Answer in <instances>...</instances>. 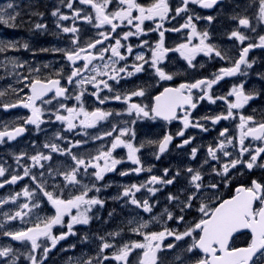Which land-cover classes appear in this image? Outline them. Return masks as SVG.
<instances>
[{"label":"snow or ice","instance_id":"1","mask_svg":"<svg viewBox=\"0 0 264 264\" xmlns=\"http://www.w3.org/2000/svg\"><path fill=\"white\" fill-rule=\"evenodd\" d=\"M73 2L74 0H67L65 4L68 9L73 10L74 15L72 17L63 14L59 9L51 13L52 16L57 17V27L63 33L72 34L71 49H41V51L63 53L65 59L69 62V73L66 78L61 74L62 70L56 73L58 78L41 79L36 77L29 80L28 77H24V80L27 81L25 86L30 89V94L18 96L15 102L3 103L0 104V107L5 111L23 107L31 111V116L25 118L23 125L0 129V144L15 140L26 131L27 125H33L36 129H40L41 124L45 122L42 119L44 110L40 106H37V101H40L41 104L52 105L53 101L57 100L58 105H53L55 111L51 114L54 116L55 121L65 124L68 131L76 128H94L98 122L107 120L108 117L113 115L111 111L100 108L87 111L82 106V97L87 92V89L84 87L86 84H91L96 89V91L88 94L95 96L100 104H104L110 99L124 103L127 106L126 114L134 117L130 122L125 123L134 125L137 120H155L157 118L167 122L182 119L183 129L176 133L177 136H184V130L190 126L199 127L202 131H207L208 129L204 125H201L199 121L193 123L189 120L190 112L188 109L194 110L198 102L204 99H208L213 104L216 103L217 99L226 100L225 97L213 98L209 94L212 86L225 77H233L238 74L248 75L247 69H251L254 63V61L250 62L247 59L249 51L254 47H264V36H260L258 44L249 43L247 46L240 48L238 59L232 61V66L221 67L218 73L213 74V79L205 78L193 83L180 84L178 88L165 87L160 95L154 97L155 103L151 106L131 102L133 97L143 98L146 96L147 90L142 87L123 94L116 91L111 97L107 95L102 97L100 96V92L105 89L108 92H113V87L109 84L110 80L119 84L120 80L146 71L145 65H148L154 71V74L160 81H171L173 75L160 67V64L165 61L170 52L178 53L187 62L189 67L196 66L193 64V61L198 54H203L210 58L214 55L221 60H232L231 57L223 55L214 44L206 42L209 39L208 31H197L196 24L193 23L194 17L190 14L192 10L188 7L191 3L199 5V7L204 9H211L218 3V0H181V4L177 5L175 9L169 4V0H153L148 6L137 3V0H78L80 5H87L91 10L83 16H81L83 9H74ZM110 5H114L112 10H109ZM15 8L14 4L9 3L5 8L0 9V24L8 27L17 26L14 22L20 13ZM134 12L137 15H133ZM170 13L173 14L170 15ZM181 13L188 15L180 27L164 28L166 20H174ZM33 15H40L42 17L43 14L33 13ZM70 19L74 22L77 19H81L98 30L105 29V26H107V29L98 31L96 34L97 38L82 43L80 42V37L77 35L80 29L75 26V23L71 26L59 23V21H68ZM195 19L211 21L213 17L195 16ZM233 19H238V24L242 27H251L247 17H233ZM257 19L260 22H264V0H259V16ZM146 20L158 21L152 29V31H157L159 34V40L155 44V47L153 48L147 40L142 41L138 45L141 48L148 45V49L151 52L150 59L146 58L145 54L141 52L134 56V60L139 63L131 65L125 63L117 67L120 61H126L127 55L133 53V48L131 45L122 44L121 38L113 39L112 34L116 33L117 28L128 25L135 28V33L132 31L124 33L122 36L124 41H127L133 35L146 34L141 27ZM34 28L37 30H47V25L36 23ZM183 29H190L187 42L180 43L176 47H165V32H180ZM116 35L119 37L120 33H116ZM193 38L198 39L197 44L191 43ZM230 38H234L240 44H243L246 39H250L239 30L232 31ZM105 41H110V43L105 44ZM22 47L24 50L29 49L28 43H24ZM9 48L18 50L16 43H4L0 41V52H5ZM122 48L126 49L127 55L120 51ZM106 54L110 55L105 61ZM96 60L103 63L96 64L94 63ZM81 61L82 63H78ZM11 63L13 68L24 66L23 63L16 61H12ZM129 67L132 70H129ZM32 70L39 72L38 68ZM85 73H88V75H85ZM97 77H101V79L98 80ZM103 77H107V79H103ZM62 79H66L67 85H62ZM261 79H264V75H261ZM69 86L73 89H79L78 94L73 96L69 92ZM194 89L199 90L201 95L194 98L192 94V90ZM18 91H23V89ZM18 91L13 89V92L17 94ZM49 93H52V95L49 96ZM5 95V91H0V97H4ZM228 95L234 96L235 102H228L226 115L220 114L214 117H203L202 119H211L213 124L219 123L220 120L235 119L233 110L243 108L249 101L256 98L253 93L245 92L244 84L233 87ZM73 98L77 101L78 107H69L63 103L64 100ZM182 108L185 109L187 114L181 118L177 116V109ZM61 110L66 112L67 115L61 114ZM121 114L123 113H116V115ZM238 129L239 138L236 143H233L236 137H229L227 135V128L221 130L219 136L223 139L215 147L210 146L207 149L209 158L204 159L200 165V168H203L204 165H209L210 161H216L219 168L212 166L207 170L206 174L220 177V181L205 180V173H202L200 169L187 167L185 169L187 173L185 176L187 181L186 186L178 189L179 194L169 193L167 199L170 202L175 201L176 206L180 210L181 215L175 216V221L177 224L183 225L182 230L165 227L162 231L145 232L143 230L149 227L150 222H137V226L131 230L135 234L142 236L143 241H132L117 245L106 237H100L101 243L97 255L84 260L82 264H93L94 261L95 264H105V262L112 264V261H115L116 264H129V255L136 249L143 250L142 253H137L136 264H157V253L162 248H176V242L179 241H185L186 243L182 246V250L174 256V260L178 264H264V182L252 180L249 186L240 185L236 187L235 194L228 199H223L219 196V189L222 185L230 183L231 177L229 173L232 169H237L238 165H244L249 171L253 168L264 169V159H261V155L264 154V121L258 122L251 116L240 115ZM76 134L88 135L86 131L77 132ZM57 136L60 138L58 134ZM135 136L136 133L131 127L117 128L113 126L103 134L91 137V139L95 140H104L106 137H111V139L107 141L97 154L87 158L78 156L72 152V148L80 146L84 141H76L75 143L68 141L71 147L67 149L61 148L56 143H45L43 147L49 149V153L38 152L28 157L32 161V165L24 168L23 175L11 174L10 178L0 181V188H4L5 184L14 185L25 177H29L35 183L34 191H30L28 188L23 189V196L29 202L24 203L14 215L7 216L8 220L19 219L21 222H24V217L27 215V212L24 210L30 212L32 207H39V201L32 203L36 192L41 193L42 197L46 198L55 209V214L51 217H37V221L32 223V226L17 231H5L2 235L21 243L29 242L31 249L27 255V259L30 261V264H43V261L47 259L48 252L56 246L59 240L65 239L68 235H75V232L72 231L74 225H88L90 223L91 217L87 215V212L91 210L92 206L99 205L103 207V200L95 196H88L90 191L94 189L96 192H99L100 188L96 187L95 184L91 186L84 184L82 182L83 177L91 176L97 181L104 180L106 173L115 171L116 166L124 162L113 155L119 148L126 149L127 161L136 165L135 168L122 170L119 175L139 174L141 171L150 172L151 167L144 168L138 153L145 147V144H157L158 152L155 156L156 159H159L160 154H163L167 150L173 140L172 134H166L159 141L147 140L139 145H135L133 143ZM249 137L254 141H260L261 145L256 147L245 145V140ZM191 139L187 138L183 140L178 147H183L190 143ZM229 148H232L234 152L229 151ZM57 152L70 157L72 163L64 171H61L59 168L52 169L49 166L47 175L52 177L54 183L51 186L52 190H48L47 181L38 179L36 174L31 173L30 168H44L42 161H51L52 153ZM196 153L197 149L195 147L192 148L191 159H196ZM217 153H220V155ZM245 154H248L247 160L243 159ZM23 155L26 154H22L21 157L16 158L18 165ZM228 157H231V159H224ZM89 169H92V171L89 172ZM5 174V167L0 166V177H5ZM40 175L43 176L44 174L41 173ZM180 175L181 173L178 170L171 177H168V169H165L164 176L168 177L167 179L152 175L146 182H142L139 185L133 184L125 188L122 196L127 197L128 202L137 208H142L144 212L151 213L153 204H150L148 199L137 200L135 194L143 188L154 196L157 191H160L155 185L166 186L174 184ZM57 177L61 178L59 182H56ZM65 188H68L70 192L72 189H76L78 194L66 198L63 192ZM181 195L183 198H181ZM14 200L15 198L13 197V202ZM8 202V199H4L0 201V205ZM73 209L77 210L76 215L72 214ZM189 209L198 213V216L193 218L190 223L185 219V215L183 214L188 212ZM165 212L167 213L166 219L169 221L173 220V214L168 209H165ZM65 216L70 217V222L66 223L64 221ZM153 219L159 222V217H153ZM56 226L66 227L68 232L54 235L53 228ZM0 227H3V225L0 224ZM245 232L251 234L250 242L244 247L235 246L234 240L239 239L238 234ZM120 235V232L108 233V236L112 240H115ZM168 237H171L172 240L167 245H164L163 241ZM41 238L49 240L51 242L50 247L39 244L38 240ZM41 248L43 251L38 260L36 253ZM109 249H112V251L106 253V250ZM0 260L3 261V264H17L14 250L7 246L0 248ZM77 264H81V261H77Z\"/></svg>","mask_w":264,"mask_h":264},{"label":"flooded vegetation","instance_id":"2","mask_svg":"<svg viewBox=\"0 0 264 264\" xmlns=\"http://www.w3.org/2000/svg\"><path fill=\"white\" fill-rule=\"evenodd\" d=\"M9 3L16 4L17 0H5ZM24 4L25 2H37L41 4L39 7L34 8V13H42L40 15H33V25L37 23H43L47 25V30H44V38L35 43L51 41L49 49L61 48V49H71V33H63L60 28L57 27V17L51 15L52 11L59 9L60 12L66 14L70 17L74 15L73 10L68 9L65 4L67 0H21ZM220 4L211 9H204L199 7V5L189 4V9L192 10L190 14L193 15V23L196 24L197 31H208L209 39L207 43L214 44L218 50L221 51L223 55L231 57L232 60H221L218 57H207L203 54H198L196 59L193 61L195 67H189L187 62L179 56L178 53L170 52L166 57L165 61L160 64V67L164 69L167 73L173 75L171 81H160L159 78L154 74V71L148 66L145 65L146 71L138 73L133 77L120 80L119 84H116L115 81H109V84L113 87V92H108L106 89L100 92V96H109L111 97L114 92L119 91L120 93H127L137 88H145L147 90L146 96L133 97L131 102L148 104L149 106L155 103L154 97L160 95L165 87L178 88L180 84L193 83L200 79H213V74L218 73L221 67H230L232 66V61L238 59L239 49L247 46L249 43L258 44L259 37L264 36V22L258 21L257 17L259 16V1L255 4H251V0H218ZM153 2V0H137V3L148 6ZM62 5H61V4ZM169 4L173 9L177 5L181 4V0H169ZM61 6V7H60ZM60 7V8H59ZM114 5L109 6V10H112ZM73 8L83 9L81 16L86 12H90V8L87 5H80L78 0H74ZM32 10H24L22 13L24 16H27ZM254 16V22L249 28L242 27L238 24V19H233V17H247L248 19ZM173 13H170L172 15ZM137 15V13H133ZM188 14L181 13L176 19L166 20L164 22V28H176L180 27L186 19ZM32 16V15H31ZM195 16L207 17L211 16L213 19L208 21L206 19H195ZM158 21H144L141 25L144 33L146 34H137L128 38L127 41L122 39L124 33L132 31L135 33V28L131 25L121 26L116 29V33H120V36L117 37L116 33H113V39L121 38L122 44L131 45L133 48V53L127 55L126 49L122 48L120 51L127 55L126 61H120L117 67L122 64L127 63L131 65L133 63H139L134 60V56L137 53L143 52L146 58L151 57V52L148 49V45H145L143 48L138 47L140 43L144 40H147L149 44L154 48L155 44L159 40V34L157 31H152L155 27V24ZM60 24L65 26H71L75 23V26L80 29L77 34L80 37V42L84 43L90 41L94 38H97L96 34L100 30L105 29H95L90 24L84 22L81 19H77L75 22L70 19L68 21H59ZM253 29H255L253 31ZM239 30L245 34L250 39H246L243 44H240L234 38H230L232 31ZM40 33V31L38 30ZM190 35V29H183L180 32L167 31L164 36L165 47H176L180 43L187 42V37ZM110 43V41H105V44ZM192 44H197L198 39L193 38ZM98 47H100L98 45ZM59 57L64 56L63 53L57 54ZM110 54L105 55V61L109 58ZM247 59L251 62L254 61L251 69H247L248 75H236L233 77H225L220 80L218 83L214 84L211 88L210 95L213 98L216 97H225V99H217L216 103H210L208 99L199 101L197 107L192 110L188 109L190 116L188 117L191 122L199 121L201 125H204L208 130L202 131L199 127H188L184 130V136H177L176 133L179 130L183 129L182 119H176L171 122L164 121L162 119L155 120H137V122L132 125L130 122L134 117L128 116L126 114V105L122 102L115 100H108L104 104H100L95 96L89 95L92 91H96L91 84H86L84 87L87 89V92L82 97L83 104L82 106L87 111H93L97 108L102 110L111 111L112 116L108 117L105 121H100L97 123L96 127L89 129L76 128L72 131L66 130V125L61 124L58 121H55L54 116L51 114L55 111L53 105H58V101L54 100L52 105L41 104L38 101L37 106H40L44 110V115L42 119L45 121L41 124L40 129H36L35 126L29 129V135L26 139L21 141H29L31 138H35L40 144L45 143H56L63 138H68L70 141L74 139L75 136H78L76 132L83 130H95L96 128L103 130H110L113 126L117 128L131 127L135 133V140L133 143L139 145L147 140L159 141L166 134H172L173 140L169 144L167 150L160 154V158L156 159L155 154L158 152L157 144H145V147L141 149L138 153V156L141 159L142 165L144 168L151 167V171H141L139 174L130 173L129 175L122 176L119 173L122 170H129L135 168L136 165L131 164L130 161H127V150L121 148L120 153L117 154L119 159L126 160L125 164L123 162L116 166V170L113 172L106 173L104 180L97 181L94 177L85 176L82 178L84 184L89 186L95 184L96 187L100 188L99 192H96L94 189L88 193L89 197H98L104 201L103 207L99 205L92 206L91 210L87 212V215L91 217L90 223L88 225H74L72 231L75 232V235H68L65 239L59 240L54 248L47 254V259L43 261V264H77V261H81V264L84 260H87L90 257L97 255L99 250V245L101 243L100 237H106L113 243L117 245L121 243H128L132 241H143V237L135 234L131 229L137 226V222L149 221V227L144 229L145 232L153 231H162L165 227L176 228L179 230L183 229V225L177 224L175 221V216L181 215L179 208L176 206V202H170L167 197L169 193L179 194L178 189L186 186L185 176L187 173L185 169L187 167H193L195 169H200L202 173H205V180H215L220 181V177L209 176L207 175V170L216 166L219 168V165L216 161H210L209 165H204L203 168H200L203 160L208 157L207 149L212 146L215 147L220 140L223 138L219 136L221 130L227 128V135L229 137H236L233 143H236L239 138V116H251L255 121H264V79H261V75H264V47H254L249 51ZM65 62L64 60L62 61ZM78 63H82L78 62ZM96 64L103 63L102 61H94ZM202 65V66H201ZM243 69V66H242ZM50 70V69H48ZM53 70V69H52ZM129 70H132L129 67ZM62 75L66 78L67 74L70 71V67L67 64V69ZM88 75V73H85ZM22 79L26 75H21ZM36 77L41 79L47 78H58L56 73L51 74L47 77L44 73L38 74ZM101 79V77H97ZM107 79V77H103ZM240 84H244V90L246 93H253L256 98L249 101L243 108L238 110H233L235 119L220 120L219 123L213 124L211 119H202L203 117H214L220 114H227L228 102H235V97L228 95L233 87H238ZM62 85H67L66 79H62ZM69 92L73 94H78L79 89H73L69 86ZM193 97L196 98L201 93L199 90H192ZM47 99V98H45ZM63 103L69 107H78L77 101L73 99L64 100ZM187 108V106H185ZM123 113L121 115H116V113ZM23 119L20 121L19 125L24 124L25 118L30 116L28 111L23 112ZM61 114L67 115L66 112L61 110ZM187 113L185 109H177V116L183 117ZM232 122V123H231ZM56 123V127L54 125ZM78 123V121H76ZM59 131V132H58ZM58 132V133H57ZM57 134L60 138H58ZM187 138H192L191 142L184 145L183 147H178L183 140ZM109 137L107 140H110ZM127 139V137H125ZM19 143V144H20ZM245 145H251L252 147L260 146V141H254L251 137L245 140ZM197 149L196 159H191V150L192 148ZM229 151L234 150L232 148L228 149ZM220 155V153H217ZM235 154V153H234ZM264 154L261 155L263 157ZM231 159V157L224 158ZM243 159H248V154H245ZM243 168V169H242ZM168 169V177H171L176 171H180L181 175L177 177L176 182L171 185H155L156 188L160 189L153 196L149 194L143 188L140 192L135 194L137 200L148 199L150 204H153V209L151 213L144 212L142 208H137L135 205H132L128 202L127 197H123L122 193L125 188L130 187L133 184H141L146 182L152 175L157 177L167 179L168 177L164 176V170ZM231 177L230 183L227 185H222L219 189V196L223 199L231 198L235 194L236 187L240 185L247 186L248 183H251L252 180H257L259 182H264V169L253 168L251 171L247 170L245 167L238 165L237 169H232L229 173ZM6 177H0V181L4 180ZM18 184H5V187L11 186L15 187ZM151 186V185H149ZM65 188L64 193H67ZM76 190V189H75ZM134 191V190H133ZM78 194V193H77ZM74 195V194H73ZM71 195H65L64 197H70ZM181 198L183 196L181 195ZM165 209H168L169 212L173 214V220H167V213ZM111 213V215H109ZM45 217H51L55 214V209L51 206L45 211ZM72 214L76 215L77 210L73 209ZM185 219L190 223L193 218L198 216L194 210L189 209L188 212L183 213ZM44 217V218H45ZM153 217H159V222H157ZM64 221L70 222V217L65 216ZM68 229L66 227L56 226L53 228V234L59 235L60 233H66ZM110 232H120L121 235L116 237L115 240H112L108 236ZM251 234L243 233L239 234V239H235V246L244 247L248 242H250ZM172 240L171 237L166 238L163 241L164 245H167ZM38 243L41 245H48L50 247V241L41 238L38 240ZM185 241L176 242V248L173 249H163L157 253V264H178L174 260L175 254L182 250V246L185 244ZM43 251V249L37 250ZM112 249L106 250V253L111 252ZM143 250L136 249L129 255V264H136L137 253H142ZM95 264V261L93 262ZM108 264V262H105ZM112 264H116L115 261H112Z\"/></svg>","mask_w":264,"mask_h":264},{"label":"rangeland","instance_id":"3","mask_svg":"<svg viewBox=\"0 0 264 264\" xmlns=\"http://www.w3.org/2000/svg\"><path fill=\"white\" fill-rule=\"evenodd\" d=\"M5 7L6 4L5 5L4 3L0 4V9H3ZM16 11L20 13L16 21L14 22L17 26L8 27L3 24L5 28H0V41L4 43H16L18 48V50L9 48L5 52H0V91L6 92V95L4 97H1L0 104L12 103L14 99H18V96H25V92H24L25 85H18L21 82V78H22L21 75H27V77H29V79L31 80L36 78L38 74L44 73L47 77H49L51 74L57 73L60 70H62V72H66L65 70L67 69L66 65H64L63 67L55 66V61H56L55 59L57 58L47 57L46 51H41V49H49L48 47L51 45V41L49 43L46 42L35 43V41L41 40L45 37L44 36L45 31L39 30L40 31L39 33L38 30L34 28V25L37 22L34 25L29 24L31 18L33 17V13L32 16H24V14L21 12L22 10H16ZM29 25H31V29L28 28ZM7 28L14 31H8ZM24 43H28L29 45L28 50L23 49L22 45ZM53 49H61V48H53ZM42 53H44V55ZM52 53H61V52L52 51ZM12 61L23 63L24 66L13 68L11 63ZM46 65L47 67H45ZM51 67H53L54 69L52 70ZM36 68L39 69V72L32 70ZM13 89L17 91L23 89V91H18L17 94L13 92ZM5 114L6 112L4 110L0 111V119H2V121L0 120V129H2L3 127H9L12 124H16L22 119L21 112H13L7 115ZM33 140L35 139L33 138ZM98 143H101V141L99 140L95 144H86V145H80L78 147H74L73 148L74 150H72V152L81 157H85L84 155L86 154H97V152L101 150L103 146L106 144V143L105 144H98ZM23 145L25 149H19L17 152L16 149H13L11 147L5 146V148L3 149L5 151V156L1 157L0 165L4 166L6 169L5 179L10 178L11 174H17L22 176L24 172V168L30 167V165H32V161L28 157L35 155L38 152H43L45 154L49 153L44 151L45 150V148L43 147L44 144L39 145L36 142L32 141V143L27 142V143H23ZM32 146L36 148V150H34ZM62 148L65 147L62 146ZM8 154H12L13 156L10 155L11 157L10 156L7 157ZM22 154H26V155H23V157L20 159V164L18 165L16 163V158L21 157ZM59 156L61 157L58 158ZM56 158L59 159L57 163L55 162ZM261 159H264V156L261 157ZM122 160L124 161L123 164H125L126 160L124 159ZM42 163L44 164V168L31 167L30 171L31 173L36 174L38 179H43L47 181L48 190H52L51 188L52 184L50 183L51 179L50 176L47 175L49 166H51L52 169L59 168L60 170L64 171L67 169L68 165L72 163V161L70 157L66 155H61L59 153H52V160L42 161ZM241 167H244V165H241ZM41 173H43L47 177L44 178V175L43 176L40 175ZM59 180L60 178L57 177V182H59ZM24 188H28L30 191H34L35 183L28 177L24 181H22L21 184H18L15 187L9 186L6 189L3 190L0 189V201H3L4 199H8L9 201L6 204L0 205V224L3 225V227H0V248L6 246L11 247L12 245V242L10 241L11 238L2 235L3 232L17 231L32 226V223L37 221V217L39 218L41 217L40 213H38L37 215V213H35L34 210L39 209L41 207H47L49 204L46 198L42 197L41 193L36 192L35 194L36 197L33 199L32 203L39 201V207H32L30 212L28 210H24L25 212H27V215L24 217V222H21L19 219L8 220L7 216L14 215L16 211L20 210V207L24 203L29 202V200L23 196ZM66 191H68V193H64L65 195L68 194L73 195L78 193L75 189H72L71 192L69 191V189H66ZM13 197L15 198L14 202H13ZM30 207H31V203H30ZM17 247H19V245L15 246V248ZM24 247L25 246H20V250L22 252H16V253L14 252L15 255L18 256V258L20 259H23L22 257L26 256L30 251V249L27 246L26 248ZM12 249L15 250L14 248ZM0 264H3L2 260H0Z\"/></svg>","mask_w":264,"mask_h":264},{"label":"water","instance_id":"4","mask_svg":"<svg viewBox=\"0 0 264 264\" xmlns=\"http://www.w3.org/2000/svg\"><path fill=\"white\" fill-rule=\"evenodd\" d=\"M49 94H51V93H49ZM23 134H24V133H23ZM23 134H22V135H23ZM22 135H20V136H22ZM20 136H18L15 140H17ZM15 140H12V141H15Z\"/></svg>","mask_w":264,"mask_h":264}]
</instances>
